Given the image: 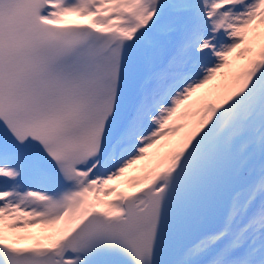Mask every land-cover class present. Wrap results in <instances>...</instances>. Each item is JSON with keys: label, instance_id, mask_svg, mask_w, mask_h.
Returning a JSON list of instances; mask_svg holds the SVG:
<instances>
[{"label": "snow or ice", "instance_id": "6c2138e0", "mask_svg": "<svg viewBox=\"0 0 264 264\" xmlns=\"http://www.w3.org/2000/svg\"><path fill=\"white\" fill-rule=\"evenodd\" d=\"M0 264H264V0H0Z\"/></svg>", "mask_w": 264, "mask_h": 264}, {"label": "rangeland", "instance_id": "374dc122", "mask_svg": "<svg viewBox=\"0 0 264 264\" xmlns=\"http://www.w3.org/2000/svg\"><path fill=\"white\" fill-rule=\"evenodd\" d=\"M214 83H216V82H214ZM154 151H156V150H150V152L148 153V159H146L145 161L138 162L136 165H134L131 169H129L125 173V176L122 179V181L118 182L121 190H123L125 192L134 191L133 189H129L127 187V185L124 183V181H126L127 179H129L131 177L141 175L142 171L145 170L146 166L149 165V163L152 159V152H154Z\"/></svg>", "mask_w": 264, "mask_h": 264}]
</instances>
